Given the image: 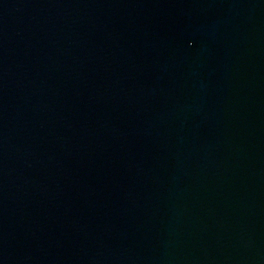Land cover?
<instances>
[{
    "label": "water",
    "instance_id": "95a60500",
    "mask_svg": "<svg viewBox=\"0 0 264 264\" xmlns=\"http://www.w3.org/2000/svg\"><path fill=\"white\" fill-rule=\"evenodd\" d=\"M0 264H264V0H0Z\"/></svg>",
    "mask_w": 264,
    "mask_h": 264
}]
</instances>
